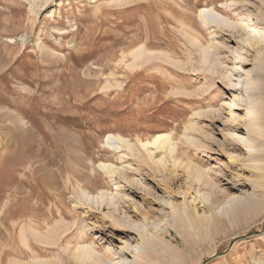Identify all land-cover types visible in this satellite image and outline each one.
<instances>
[{"label": "rangeland", "instance_id": "374dc122", "mask_svg": "<svg viewBox=\"0 0 264 264\" xmlns=\"http://www.w3.org/2000/svg\"><path fill=\"white\" fill-rule=\"evenodd\" d=\"M223 3L231 22L264 24V0H0V264H67L87 244L134 260L143 236L184 253L177 263L153 250L144 264L264 260V212L219 213L239 195L264 209V119L256 126L245 90L229 88L235 52L242 79L261 58L245 31L204 26L200 9ZM247 129L254 149L233 137ZM166 132L173 153L143 147ZM192 163L211 169V188ZM174 207L190 215L177 228Z\"/></svg>", "mask_w": 264, "mask_h": 264}, {"label": "bare ground", "instance_id": "6f19581e", "mask_svg": "<svg viewBox=\"0 0 264 264\" xmlns=\"http://www.w3.org/2000/svg\"><path fill=\"white\" fill-rule=\"evenodd\" d=\"M221 6L223 7L222 10L217 9L215 7L201 8L200 12H199V17H200V20H202L204 26L207 27L208 29L211 28V26H210L211 24H216V26L224 25V26L231 27L234 30L236 29L238 31L239 30L245 31L247 33V37L243 41L244 45L257 50V52L259 53L260 58H261L260 66H259L260 68H257V69L254 68L252 70H244L246 74H245V77L242 79L240 72H238L241 69L240 65H238L239 64L238 61H241V63H242L243 60L241 57V53L235 52L236 53L235 63H237V64L234 65V71L237 70L239 80L237 82H235V81L231 82V84L229 86V88L232 90H236V91H238L239 89L245 90L246 99H247V116L249 118H251L252 121H255L256 122L255 125L258 126L259 122L264 119V108L262 106H260V103L264 102V24L262 22L255 23L252 21L251 23L250 22L247 23V28H246V26L244 28L239 23L231 22V19H232L231 15L225 9L227 7L226 3H223V5H221ZM50 15L53 16V13H51ZM187 27H190V26H187ZM193 31H196V30H193ZM212 34H213V32H212ZM194 38H196V37H194ZM198 41L200 42L199 39H198ZM201 47L204 51L203 58L205 59L206 64L208 63L207 66H205V65L204 66L206 69L210 70L211 68L209 65H210V62H212V63L214 62V58L211 55H209V53L206 54V51L209 48L203 47V45ZM132 53L135 54V56L137 57V58L136 57L135 58L138 59V57H141L143 54L144 55L146 54V49L144 48V46H142L141 48L139 47V49L132 51ZM129 55H131V54H129ZM141 59H142V57H141ZM147 59H148V57H147ZM214 64H217V63H214ZM240 79H242L241 80V83L243 84L242 86H238V84L240 83ZM244 87H247V88L245 89ZM233 97H234V101H232L230 103L231 107H233V106L235 107L237 105L236 101H237L238 97L235 95ZM239 99H241V97H239ZM232 114H233V112H232ZM248 127H250V126H248ZM239 129H242V128H239ZM247 134H248V136L233 134V137L238 142H240L241 144L248 146L250 149H254V146L252 145L253 140L250 137V132L248 131V129H247ZM187 138L189 139V141H192L193 137L190 138L189 135L186 134V139ZM120 142L126 143V145L128 144V146H130L129 143L125 139H123L122 137H117L114 134H108L107 135L106 143L108 145L115 147V145L119 144ZM173 142H172L171 134L166 132V133L156 134L153 137V139L147 140V141H142L141 143H142L143 147H145V148H147L148 146H156L157 148H160V149H168L169 153H173L175 150H177V149H175V145L173 144ZM133 146L134 145H132L131 147H133ZM163 158H165V157H163ZM212 159H213L212 161H215V158H212ZM161 160H159V161H161ZM162 162H164V161H162ZM196 165L197 164L192 163L191 166L189 165V168L192 171V173H194L196 175L197 181H199L201 183V186L204 185L206 187L211 188L212 185L210 184V181L208 180V178H212L211 175H209L211 169L206 170L205 168H200V166H198V165L196 166ZM99 167L106 169L109 166H107L105 164H100ZM208 176H210V177H208ZM213 179L216 180L217 177L215 176V177H213ZM82 191L87 197V195L89 194L87 192V190L85 191L83 189ZM102 197H104L103 194H101L97 198H102ZM260 201L261 200L258 199L257 196H253V195L233 196V197H231L230 201H228V204L226 202L227 208L224 209V207H223L219 213H228L229 215L232 216L233 219H237L240 216H244V215L248 214L250 211H252L253 213H252V215H250L251 220L256 221L257 217L260 216L264 212L263 203H261ZM212 202L214 204H217L218 209L221 207L219 202L217 201L216 197H214ZM173 214L174 215H173L172 221L174 223V227H176V228H177V224L180 223L181 220H184L186 223L190 220V215H189L187 210H181V209H177L174 207V213ZM249 214H251V213H249ZM212 218H213V216H207L205 218V222H207V223L211 222ZM167 220H169V218H166V220L161 218L158 223L154 224L155 228H157V232H161V234H163V235L165 233L168 234L170 232V230H168L167 227L164 225V223H166ZM130 226L129 227L127 226V227L129 229H133ZM190 226L194 227V225L192 223L190 224ZM142 227L145 228L144 225H142ZM180 233L183 236V233L182 232H180ZM163 237L158 238V240H154V239L148 240V239H146L145 236H143L142 241H139V242L137 241V245L135 248H136V251H138L137 252L138 256L134 260H128L127 257H124V254L126 255V252L123 251L121 256H120V259L115 261L114 258H109L108 254L106 255V253L100 254L99 251L95 250V248L92 246V244H87V245H84L82 247H79L75 251L76 253H75L73 260H71L69 258L67 260V264H72L73 261H76V260L82 264H144L145 262H143V260L146 261L148 259L147 255L150 254L151 252H153V250L154 251L160 250L162 252H165L169 256L170 262L180 263V261L183 260L182 257L184 256V253L178 249L173 248V246H171L170 244L165 242L163 240ZM183 237H185V235ZM262 247L264 250V243L262 244ZM131 248L134 249V247H131ZM105 257H107L106 260H105ZM35 264H54V263L46 260V261L37 262ZM257 264H264V260L263 259L260 260Z\"/></svg>", "mask_w": 264, "mask_h": 264}]
</instances>
